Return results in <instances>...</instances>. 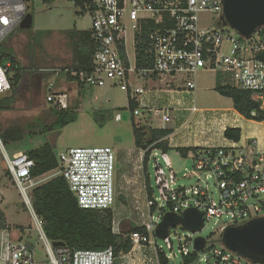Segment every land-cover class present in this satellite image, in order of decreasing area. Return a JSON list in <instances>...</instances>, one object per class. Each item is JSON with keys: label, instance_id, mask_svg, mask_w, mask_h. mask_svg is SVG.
I'll return each instance as SVG.
<instances>
[{"label": "built area", "instance_id": "built-area-1", "mask_svg": "<svg viewBox=\"0 0 264 264\" xmlns=\"http://www.w3.org/2000/svg\"><path fill=\"white\" fill-rule=\"evenodd\" d=\"M30 2L0 0V46L21 26L29 13ZM91 3L89 12L95 41L91 68L87 71L75 68L57 70L77 77V83H83L84 87L119 85L138 103V97L146 93L145 87L138 84L140 80H158L172 89L170 84H175L179 76H192L186 80V89L195 92L198 73L210 70L222 75L225 83L251 91L253 98L264 103V27L246 39L230 27L220 28L217 24L202 26V13L216 14L220 20L224 9L222 0H91ZM130 31L133 32L134 59L130 56L127 42ZM139 50L143 53L140 59L145 64L142 67L138 64ZM11 68V60L0 58V98L13 89ZM47 90L48 103L67 108V95L56 94L55 83L50 82ZM197 110V106L191 107L192 112ZM170 111L171 108L158 109L156 113L163 123H168L172 119ZM140 115L141 110L137 108L134 116ZM0 144L7 170L33 218L39 238L44 240L51 264H120L118 259L121 256H116L113 246L102 250L54 246L45 232V220L34 208L33 191L39 183L38 177L32 174L35 161L26 152L11 157L1 138ZM138 150L143 153L138 157V169L143 173L149 213L146 220L138 224L144 230L129 235L133 244L130 253L136 264H142L136 253L146 248L156 254L158 264H161L160 254L168 260L175 254L170 238L173 227L163 238L171 253L168 255L157 243L156 230L167 213L180 215L195 208L203 214V228L215 219L221 225V233L229 226L264 216V149L252 154L244 147L209 146L187 154L180 153L182 158L189 155L193 158L196 169L192 174H183V178L192 175L197 178V182L190 185L177 184L179 178L169 151L157 148L155 144ZM58 160L57 175L66 179L81 208L101 212L112 210L116 202L118 164V155L112 147L70 148L62 152ZM151 160L155 186L150 184L146 172ZM113 231L120 234L115 218ZM1 238L2 264H39L34 247L14 239L11 230L2 229ZM195 238L194 235L178 237L179 253L184 260L195 257L189 264L200 261L205 264H250L224 246L206 253L211 244L207 238L205 248L197 251ZM150 261L154 263L153 258Z\"/></svg>", "mask_w": 264, "mask_h": 264}, {"label": "rangeland", "instance_id": "rangeland-1", "mask_svg": "<svg viewBox=\"0 0 264 264\" xmlns=\"http://www.w3.org/2000/svg\"><path fill=\"white\" fill-rule=\"evenodd\" d=\"M29 12L33 15V25L30 29L17 28L9 35L0 46V51L5 52L3 60H8V54L20 61L21 66H28L31 63L30 56L34 59V66L40 70L54 71L56 75L51 82L55 83L56 94H66L67 108H77L78 118L62 129H57L46 134L27 137L22 142L4 145L7 153L13 157L31 149L43 146L46 143L53 145L57 157L70 148L75 147H112L119 154L116 168V202L112 207L115 213L116 222H128L127 227L132 224H140L148 217V206L144 194V177L141 169H138V157L143 153L138 150L135 144L133 133V113L129 109V94L122 90L119 85L103 87H89L82 89L77 83L76 92L69 94L66 88L58 85V78L66 77L63 72L65 68H74L72 64V46L67 31L71 29H89L91 27V14L85 16L77 14V7L74 0H53L44 2L43 0H31ZM202 26H216L218 16L211 13L200 15ZM129 53L132 59L135 57L133 32L130 31L127 37ZM211 73L209 74L210 78ZM139 82H143L140 80ZM179 83H177L178 85ZM163 87L166 83H161ZM175 85V86H174ZM170 86L177 87L175 84ZM168 88V87H167ZM170 88V87H169ZM48 94V90H47ZM46 94V97H47ZM201 97L209 98V95L201 93ZM38 106L33 109L20 107L16 110L0 111V126L7 124L16 118L38 117L45 108L51 104L47 100L41 99ZM156 107L159 109H169L170 94L160 93L156 95ZM122 115V118H118ZM145 115V116H144ZM124 116L126 118H124ZM136 122L144 123L146 126L158 128V117L149 116L148 112H141L140 116H135ZM161 128V127H159ZM169 156L174 164L175 172L179 180L178 185H190L197 182L195 176L183 178L184 173H190L196 169L191 155L182 158L179 151L173 149ZM149 182L155 186L153 161L147 164L146 169ZM57 176V170H53L44 176L37 178V187L53 177ZM134 181L136 183H134ZM212 183V182H211ZM141 184V186H139ZM155 191L156 188H155ZM140 193V195H138ZM0 208L6 214L7 225L10 228L22 227L27 233L24 240L32 243L35 249V259L39 264H51L47 256L44 240L39 238L33 218L26 207L19 190L12 178L7 175V163L4 150L0 144ZM221 225L215 219L208 222L205 227L194 233L183 225L171 228L170 238L173 241V254L168 260V264H186L183 256L179 253V236H203L211 241L206 249L209 253L213 248L222 247L220 241ZM159 246H163L169 255L171 251L166 247L163 238L157 237ZM132 258H134L133 254ZM122 256V254L120 255ZM138 261L142 264H158L156 254L151 250L136 253ZM153 258L154 263L150 261ZM119 260V259H118ZM196 264H205L204 261ZM251 264V263H250Z\"/></svg>", "mask_w": 264, "mask_h": 264}, {"label": "trees", "instance_id": "trees-1", "mask_svg": "<svg viewBox=\"0 0 264 264\" xmlns=\"http://www.w3.org/2000/svg\"><path fill=\"white\" fill-rule=\"evenodd\" d=\"M51 2L53 0H43ZM77 7V14L85 16L91 9V0H74ZM72 46V66L77 70L87 71L91 68L92 58L95 51V41L91 30L71 29L67 31ZM145 38V33L143 34ZM147 45V40H146ZM123 51V49H122ZM0 52V58L5 56ZM12 62V84L10 93L0 98V111L16 110L21 104L33 109L39 105L41 99H45L48 84L56 75L54 71L40 70L34 66V59L28 66H21L20 61L14 54H8ZM143 53L138 51L139 66H145L141 61ZM71 81H77V77L65 73ZM80 88L84 84L78 82ZM216 91L221 95L233 100L234 108L245 118L256 121H264V107L262 101L253 98L251 91L238 89L231 84L218 81ZM48 103V102H47ZM50 104V103H48ZM138 103L129 98V109L133 113V133L135 144L138 148H147L154 145L165 151H170L167 136L170 130L164 128L147 127L141 122L135 121L134 111ZM78 118L77 108H58L51 104L45 108L38 117L12 119L7 126H0V138L4 145L22 142L27 137L46 134L57 129L66 127ZM225 136L231 140L239 141L241 130L239 128H227ZM35 161L33 176L40 177L59 166V160L54 152L53 145L46 143L41 147L25 151ZM187 154V150H182ZM148 156H146V159ZM7 175L11 177L9 171ZM34 208L37 214L45 220V232L53 242H63L71 249H92L102 250L113 246L116 256L128 254L133 248L129 235L134 231H143L144 228L132 224L127 227L128 222L120 225V234L113 231L115 213L109 209L105 212L92 209H83L79 206L78 200L71 191L66 179L57 175L47 182L39 185L33 191ZM0 228L11 229L7 225L6 216L0 208ZM23 229L22 227H18ZM193 258L185 259L189 264ZM160 263L168 264L164 254H160Z\"/></svg>", "mask_w": 264, "mask_h": 264}, {"label": "crops", "instance_id": "crops-1", "mask_svg": "<svg viewBox=\"0 0 264 264\" xmlns=\"http://www.w3.org/2000/svg\"><path fill=\"white\" fill-rule=\"evenodd\" d=\"M82 30H91V27ZM210 73V78H208ZM66 78L68 80L64 77H59L58 85L66 88L69 94L75 93L77 81H71L68 76ZM191 78L192 76H179L175 81L176 85L177 83L179 84L177 87H173V90L167 88V85L164 87L159 85L161 82L154 79L138 82L146 89V93L138 97V108L143 113L148 112L149 116L158 117L159 127L170 130V134L167 136L170 147L169 153L173 149L182 153V150L191 152L198 148L209 146L244 147L252 154L264 149V121L245 118L234 108L231 98L223 96L216 91L218 81L225 84L222 75L210 70H201L196 77L197 89L195 92L186 89V80ZM82 89H80L81 93ZM160 93L170 94L169 108H171L172 119L168 123H163L156 113V110L159 109L155 103L156 95ZM201 93L209 95V98L201 97ZM193 105L197 106V111H191ZM262 106L264 107V103ZM147 127L150 126L148 125ZM227 128H239L241 130L240 140L234 141L227 138L225 136ZM255 140L256 143H254ZM117 155L119 159V154ZM134 183L136 182L134 181ZM10 230L14 239H19L32 245V243L23 239L27 235L24 229L11 228ZM1 231L2 229L0 228V242L2 241ZM19 231L21 234H19ZM118 263L136 264L137 261L132 258L131 253H128L122 255ZM0 264H2L1 260Z\"/></svg>", "mask_w": 264, "mask_h": 264}, {"label": "water", "instance_id": "water-1", "mask_svg": "<svg viewBox=\"0 0 264 264\" xmlns=\"http://www.w3.org/2000/svg\"><path fill=\"white\" fill-rule=\"evenodd\" d=\"M223 14L217 25L230 27L240 36L249 39L264 27V0H222ZM33 25V15L28 13L21 28L28 30ZM182 224L188 230L197 233L204 226L202 212L190 208L178 215L167 213L156 230L160 238L167 236L169 228ZM222 245L251 264H264V216L227 227L220 236ZM54 246H64L63 242H54ZM207 244L203 236H196L194 245L202 251Z\"/></svg>", "mask_w": 264, "mask_h": 264}]
</instances>
